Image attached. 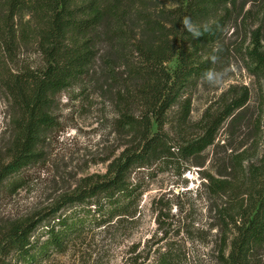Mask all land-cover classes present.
<instances>
[{"label":"rangeland","instance_id":"374dc122","mask_svg":"<svg viewBox=\"0 0 264 264\" xmlns=\"http://www.w3.org/2000/svg\"><path fill=\"white\" fill-rule=\"evenodd\" d=\"M38 6L44 7L41 2ZM262 8V0H237L223 37L215 44L222 47L220 60L209 66L228 70L223 86H209L200 75L188 87L189 123L181 124L178 104L167 115L164 131L171 143L186 144L248 91V102L221 124L215 142L190 158L173 147L167 156L136 168L132 176L140 182L142 195L135 217L95 228L45 264H151L157 251L170 243L181 248L183 264H225L221 253L229 254L237 233L235 222L253 213L264 195V69L249 55L256 30L264 52ZM248 10H252L249 15ZM9 14L7 0H0V169L10 160L13 139L10 95L4 81L11 72L45 64L34 13L25 11L13 20ZM43 16L38 14L37 22ZM210 50L212 54L213 47ZM105 51L100 52L90 77L56 97L53 114L58 123L46 132L39 160L20 172L25 177L22 185L10 189V177L0 185V240L13 222L54 205L84 177L104 173L107 158L126 146L129 136L118 123L115 98L102 88L106 78L101 77L105 65L100 56ZM175 65L173 61L169 67ZM123 70L120 67L118 72ZM204 116L206 122L201 123ZM209 176L228 181L226 189L208 184ZM0 264L21 262L8 249H0ZM245 264H264V243Z\"/></svg>","mask_w":264,"mask_h":264},{"label":"trees","instance_id":"16d2710c","mask_svg":"<svg viewBox=\"0 0 264 264\" xmlns=\"http://www.w3.org/2000/svg\"><path fill=\"white\" fill-rule=\"evenodd\" d=\"M36 1L7 0L12 20L25 11L34 13L45 64L11 72L4 81L10 95L13 139L10 160L0 169V185L8 177L10 189L22 185L25 177L20 172L39 160L46 132L58 123L53 114L56 97L92 75L104 48L102 88L115 98L118 123L129 138L118 155L107 158L104 173L84 177L54 205L10 225L0 249H8L21 264H45L95 228L134 218L142 191L133 171L167 156L173 147L185 158L199 155L215 142L221 124L234 118L249 99L245 91L220 118L204 126L202 135L186 144H172L164 131L175 104L181 108V124L189 123L192 101L188 87L209 69L210 55H206L222 39L237 0H43V8ZM262 6L264 15V0ZM186 15L196 23L209 22L212 31L198 38L180 31ZM259 34V30L254 32L249 55L264 69ZM173 61L176 65L171 68ZM120 67L124 68L121 73ZM207 182L218 183L224 191L228 181L209 176ZM234 227L237 233L229 254L221 253L222 260L245 264L250 253L264 243V195L257 209L243 214ZM182 255L181 248L170 243L157 251L151 264H183Z\"/></svg>","mask_w":264,"mask_h":264},{"label":"clouds","instance_id":"9594fccd","mask_svg":"<svg viewBox=\"0 0 264 264\" xmlns=\"http://www.w3.org/2000/svg\"><path fill=\"white\" fill-rule=\"evenodd\" d=\"M182 28L180 31L185 30L193 37L198 38L205 33H210L213 29L212 24L209 22L196 23L191 16H184L181 20ZM222 51V47L217 44L213 47L212 54L208 57V60L212 64H216L220 60L219 52ZM228 75V70H216L215 68H209L203 72L201 79L205 81L209 86L220 88L223 86L224 81Z\"/></svg>","mask_w":264,"mask_h":264}]
</instances>
